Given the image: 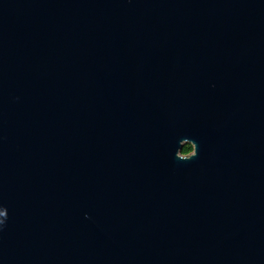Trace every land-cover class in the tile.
<instances>
[{
	"label": "water",
	"instance_id": "95a60500",
	"mask_svg": "<svg viewBox=\"0 0 264 264\" xmlns=\"http://www.w3.org/2000/svg\"><path fill=\"white\" fill-rule=\"evenodd\" d=\"M243 77L264 0H0V264H264Z\"/></svg>",
	"mask_w": 264,
	"mask_h": 264
},
{
	"label": "flooded vegetation",
	"instance_id": "af4514ba",
	"mask_svg": "<svg viewBox=\"0 0 264 264\" xmlns=\"http://www.w3.org/2000/svg\"><path fill=\"white\" fill-rule=\"evenodd\" d=\"M238 93L236 122L239 147L244 160L257 169L260 158L264 162V78L260 87L258 81L243 77ZM185 145L191 151L181 154L185 157L193 155L194 146L191 143Z\"/></svg>",
	"mask_w": 264,
	"mask_h": 264
},
{
	"label": "trees",
	"instance_id": "16d2710c",
	"mask_svg": "<svg viewBox=\"0 0 264 264\" xmlns=\"http://www.w3.org/2000/svg\"><path fill=\"white\" fill-rule=\"evenodd\" d=\"M190 151H191V148L189 146H187V145H184L183 150H182L183 154H186V153H188Z\"/></svg>",
	"mask_w": 264,
	"mask_h": 264
}]
</instances>
